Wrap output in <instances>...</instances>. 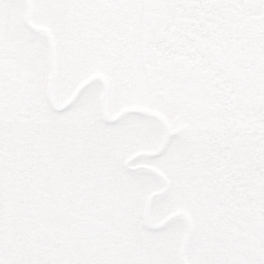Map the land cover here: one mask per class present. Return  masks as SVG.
<instances>
[{"label":"rangeland","instance_id":"obj_1","mask_svg":"<svg viewBox=\"0 0 264 264\" xmlns=\"http://www.w3.org/2000/svg\"><path fill=\"white\" fill-rule=\"evenodd\" d=\"M11 1L13 2L10 3ZM231 1L10 0L9 2V24L11 28L13 27L12 32L18 34V41L12 42L11 45L7 43L0 45V102L16 103L12 99L18 96L15 88H17L16 83L20 81L19 87H26L28 92L25 99L19 100L18 96L17 100L20 107L28 106L31 111L28 114L20 108L18 112L15 110L14 114L12 110L16 108H13L9 111L10 114L0 116V123L9 121L13 124L14 119L16 123H22L24 119L26 123L27 121L34 123L37 126L36 134H41L45 129L53 140L63 137L65 144L63 142L55 145L52 143V145L67 146L68 154L71 151L76 153L80 150V142H82V148H86L90 142L95 145L94 148L102 144L106 146L109 143L112 145L114 142H124L127 146L125 150L120 147L118 152L112 153L117 162L115 176H113L115 181L109 182L114 192H110L111 187L109 189L105 187L107 182L104 181L105 177L110 178V176L92 174L93 169L86 163L84 165H87L88 170H85L82 177L85 185L81 187L76 181L74 187L76 192L81 189L85 191V187L88 190L91 180L100 178L96 181L98 188L94 190L96 196L102 198L100 215L102 214V217L109 221L112 226L111 231L117 233L115 237L117 244L124 245L125 241L133 237L134 239L130 241L135 243L142 237L147 238L146 236L150 234L153 242L158 236L167 237V240L171 238V243L168 245L171 251L174 248L176 251L179 246L176 240L179 237L176 239L175 233L179 232L180 235H177L182 238L187 236V224L185 218L181 216L162 231L156 232L149 228V225L153 227L163 222L167 214L171 212L167 198L164 201H157L156 198L151 205L149 216L145 219V208L149 204L150 196L165 188V182L157 175L158 172L169 181L171 180L169 176L172 175L180 184L179 186L176 184L175 192L171 189L174 192L171 197L173 201L183 203V206L179 205L178 208L190 218L192 239L190 246L193 244V256L190 257V262L192 264H252L253 252L249 248L255 240L252 235L249 236L233 228L230 229L229 235L223 236L224 244L219 241V236L223 234V231L219 229L224 225L222 219H225L224 213L227 212V207L216 199H218V193L225 191V188H228L227 191L232 189L228 181L234 180L233 177L227 176V179L221 180L224 176L222 177L220 173V176H214L215 181L211 183L216 187L210 188L204 174H199L197 170L193 173L189 168L187 161L190 162L192 156L187 152V148L181 149L183 144L179 141L183 138L182 136L174 139L178 144L169 143L161 153L153 155L160 149L165 137V128L161 132L162 124L158 119L160 117L169 121L171 129H173L174 121L186 122L187 127L184 129L187 131H182L183 142L187 141L186 143L191 147L190 151L193 149L196 151L195 154L193 153L196 161H206L210 164L211 171L217 167L216 160L221 161L222 158L217 157L218 143L211 141V152H208L206 147L202 149V154L198 155L199 148L195 139L201 137L199 124L209 113L205 111L203 90L206 85L202 87L203 77L206 76V72L214 73L215 60L211 58H216L213 53L218 54L223 45L219 38L220 19L222 17V22L226 18H223V15H226L223 5L226 2L231 5ZM157 4L159 7L155 8ZM96 10L102 14L98 15ZM93 11L94 15H91ZM55 14L61 17L55 19ZM62 17L63 21H61ZM10 36L7 37L11 38ZM248 48L249 54H246L244 48V58L255 55L258 59L250 57L245 59L242 64L244 72L247 66L249 70L255 67L261 68L263 60L261 57H264L263 52L260 54L252 44H249ZM52 54L55 59L51 58ZM50 65L54 68L52 78L54 84L51 88L53 87L55 103L54 105L52 100L51 107L46 93L49 77L53 74H50ZM149 72L150 80L154 81V85H158L160 91L168 93L167 99L171 98V102L178 105L182 103L177 112L169 110L172 108L162 102L163 108H161L159 97L156 98L155 94H152L150 87L147 86L149 88L146 91L143 90L144 86H140L139 79H143ZM94 75H100L101 79L91 83L65 113H59V109L56 108L70 97L72 90L78 89L80 81L88 80ZM128 77L131 82H128ZM134 82L139 87L135 88ZM181 84L184 86L180 89ZM130 108L150 111L154 113V116H147L136 111L137 114L132 113L118 122L106 124L101 113H106V118L111 119L122 109ZM219 113L220 111H214L213 114L216 118H220ZM4 118L6 120H3ZM253 118L262 122L264 110L259 109ZM20 127L26 131H22V134H34L27 130V126ZM216 128L220 134L222 125L217 123ZM95 129L103 134L110 132L111 140L114 142L107 137V141L101 139V144L93 143ZM154 130L157 131V136L150 137ZM191 130H195L198 136L192 134ZM172 137H174L173 134ZM91 148H89L90 153L93 150ZM133 149L139 152H152V154L138 159L132 165L150 168L156 173L137 174L130 172L128 167L124 169L126 159L122 156ZM90 153L83 151V154ZM104 161L106 160L101 162L102 165ZM237 162L235 161L233 165L229 164L232 165L230 171L241 174L252 172L251 157L242 159V162L238 164ZM187 168H189L188 171ZM0 172L3 173V171ZM101 177L104 180H101ZM202 178H205L206 184H203ZM119 182L123 184L121 188H117L120 186ZM249 185L251 184L247 182L246 186ZM242 191L243 197L248 202L252 201L253 188ZM117 198L122 202L127 200L128 203L133 204L124 202L119 205L120 200ZM4 200H6L5 197L0 196V264H63L64 261L66 264H80L81 256L85 257V262L82 261L81 264H111V257L102 259L95 254L103 245L102 242H87L80 246L70 240L68 234L50 241L48 237L45 238L47 228L44 230L37 228L30 235L27 232L22 233L16 221L12 220L13 217L8 212L9 206ZM114 200L115 206L112 205ZM223 200L225 201L224 198ZM83 203H87V200L80 202L78 207ZM249 204L253 208V202ZM110 206L117 210L114 221L108 213ZM84 209L91 212L96 210V207L90 205L84 206ZM22 217L25 221L28 220L26 216L22 215ZM231 236L233 238H230ZM171 251L169 252L173 254ZM47 255L50 257V262L46 260ZM132 264H139V262Z\"/></svg>","mask_w":264,"mask_h":264},{"label":"flooded vegetation","instance_id":"obj_2","mask_svg":"<svg viewBox=\"0 0 264 264\" xmlns=\"http://www.w3.org/2000/svg\"><path fill=\"white\" fill-rule=\"evenodd\" d=\"M9 2L10 0H0V45L2 46L5 43L11 45L12 42L17 43L18 41V34L12 32L13 27L11 28L9 24ZM223 8L226 10V15H223V18H226L222 22V17L220 19L219 37L223 45L218 54L213 53L216 58H211L215 60V64H213L214 73L208 74L206 72L205 74L208 104L212 109L220 111V118H217L216 122L214 119L211 120L223 127L221 131L222 142L218 143V151H223V154H217V157L222 159L221 161L216 160L217 167L215 172V169H212L213 176L218 177L222 174L221 176L224 177L221 180L227 179V176L234 179L228 181L231 184L230 188L232 187L230 191L225 188V191L218 193V200L222 204L224 202V205L228 207L225 219H222L224 225L218 226L220 227L219 230L223 231V234L219 236V241L224 244L223 236L229 235L230 229L233 228L241 233H247L249 236L252 235L255 239L254 244L249 247L253 252L252 264H264V166H260L261 159L259 160L264 156V120L259 123L257 118H253L255 110H264V57H261L263 58L261 68L255 67L253 70H249L247 66L246 72L242 70L243 61L249 59L244 58L243 54L244 48L246 54H249V44H252L254 49H258L260 54L263 52L264 55V0H232L231 5L226 2ZM60 17L61 15L58 17V14L54 16L55 19ZM63 20L62 17L61 21ZM8 35H11V38L7 37ZM250 58L258 59L255 55H250ZM20 84V81L16 83L17 88H15L19 100L25 99L28 92L26 87H19ZM18 96L12 99L16 103L0 102V116L8 115L13 108H16L12 110L14 114L15 110L18 112L20 108L29 114L31 109L28 106L20 107L17 100ZM13 112L12 115H14ZM3 124L0 123V171H3V173L0 172V196L5 197L6 200L4 201L9 206L8 212L22 233L27 232L30 235L37 228L40 230L47 228L45 238L48 237L50 241L61 238L63 234H68L70 240L75 241L80 246L87 242H102L103 245L95 254L102 259L103 257L107 259L111 257V264H123L124 260L125 264L137 261H143L145 264H192L190 257L193 256V245L190 246L191 237L189 234L182 238L178 236L180 235L179 232L175 233L176 239L179 237L176 242L180 246L176 251L175 248L171 251L168 245L171 243V238L167 240V237L158 236L153 242L150 239L152 238L150 234L146 236L147 238L142 237L135 243L130 241V239H134L133 237L127 242L125 241L124 245L117 244L115 241L117 233L111 231L112 226L109 221L103 218L102 214L100 215L102 198L96 196V191H94L98 188L96 181L100 178L92 179L88 190L85 187V191L82 189L78 192L75 191L76 181L81 187L85 185L82 177L85 170H88L87 165L93 169L91 172L94 175L97 173L100 176L108 174L110 178L105 177L104 180L101 177V180L107 181L105 187L108 189L111 187L109 182L112 179L111 175L115 176L113 170L116 162L112 151L108 152L102 148L104 144L94 148L95 145L90 142L86 148H82V142H80V150L76 153L71 151L68 154L67 146L52 145V143L55 145L63 142L65 144L63 137L53 140L45 129L41 134H36L37 126L34 123H29V121L26 123L25 119L22 120V123H16L14 119V123L10 124V129L7 128L2 133ZM259 124L262 127L261 130L257 129ZM20 126H27V130L34 132V134H22L21 132L24 130ZM11 129L12 134H9ZM100 137L94 135L93 143ZM90 147L93 149L91 153L89 152ZM83 151H88L90 154H83ZM209 151L211 152V148L208 149ZM227 152L232 153L233 158L239 159L237 164L246 157L254 158L257 166L251 170L253 173L241 174L230 171L232 166L226 165L225 155ZM137 158L136 155H133L127 160V167L131 171H136L142 167L131 166L133 162L137 161ZM103 160L106 161L102 165ZM245 167L249 168V166ZM97 168L103 170L99 172ZM208 168L209 174L212 176L210 164ZM171 182V189L175 192L177 182L174 177ZM247 182L251 185L246 186ZM250 187L253 188V199L250 200L253 202V208L250 206V202L243 197L242 191L243 189L248 191ZM110 190L111 193L114 192L112 187ZM174 192H171V195ZM162 198L163 196L158 194L157 201L162 200ZM86 200L87 203L78 207L80 202ZM116 201L114 200L112 205L115 206ZM167 201L171 212L167 214L168 216L163 222L157 224L156 232L162 231L174 223L183 212L178 208L180 202L173 201L172 197ZM126 203H128L127 200ZM90 205L95 206L96 210L90 212L84 209V206L89 207ZM110 207L108 213L113 220L117 210L115 207ZM22 215L26 216L28 220L25 221ZM67 219L68 221H65ZM93 221H102L107 224V229L102 235L92 240L75 236L73 227L77 223ZM185 223L187 224V222ZM50 249L51 247L49 251ZM46 260L50 262L48 255ZM79 261L80 264L82 261L85 262V257L81 256ZM63 264L66 262L64 261Z\"/></svg>","mask_w":264,"mask_h":264}]
</instances>
